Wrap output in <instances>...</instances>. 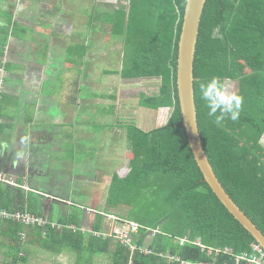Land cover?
I'll return each instance as SVG.
<instances>
[{
	"label": "trees",
	"instance_id": "trees-1",
	"mask_svg": "<svg viewBox=\"0 0 264 264\" xmlns=\"http://www.w3.org/2000/svg\"><path fill=\"white\" fill-rule=\"evenodd\" d=\"M187 5L188 0H129L128 11L121 9L109 18L115 19L109 23L124 38L123 81H163L159 93L140 95L139 107L173 109L163 127L146 131L132 123L126 128L131 169L125 178L118 174L112 178L110 208L135 203L120 217L139 223L143 228L134 239L138 246L154 251L150 255L136 252L132 264H179L161 256L165 253L190 264L214 262L216 257L196 245L197 241L208 250L229 248L235 254L260 245L205 181L183 125L178 70ZM194 76L204 149L226 192L264 234V0L207 1ZM211 77L220 78L224 85H238L236 93L243 97L238 120L226 119L217 126L207 115L199 82ZM30 196L39 201L42 197L0 183V211L41 218L43 213ZM62 208L69 209L58 219L61 229L0 218V248L6 252V264H27L33 238L49 253L74 250L79 254L78 264H95L97 256L105 255L110 264L131 263L128 247L115 238L98 237L86 227L88 210L77 203ZM106 220L97 214L95 230L106 229ZM159 228L163 233L149 238V230ZM181 239L189 241L181 245ZM218 261L223 264L230 258L220 256Z\"/></svg>",
	"mask_w": 264,
	"mask_h": 264
},
{
	"label": "crops",
	"instance_id": "crops-1",
	"mask_svg": "<svg viewBox=\"0 0 264 264\" xmlns=\"http://www.w3.org/2000/svg\"><path fill=\"white\" fill-rule=\"evenodd\" d=\"M128 7L129 0H0V171L21 186L15 188L42 195L40 201L30 197L43 213L44 227H61L58 219L69 209L62 206L70 207L69 203L95 209L72 200L66 190L76 193L81 186H92L93 122L121 139L123 132L116 130L124 128L130 147L126 128L133 121L120 116V106H114L120 104L118 96L109 97L113 79L133 82L122 79L124 38L109 23L115 20L109 19L112 15ZM112 65H120V70H108ZM103 76L112 83L103 95L92 94V86L101 88ZM148 83L157 90L163 85L162 79ZM167 109L173 111H154ZM117 113L118 122L109 124L104 115ZM170 117H161V124L146 131L165 126ZM75 154L83 157L76 159ZM96 218L87 213L84 219L91 231H96ZM109 227L110 223L106 230ZM37 240L31 239L28 250L38 263L51 264L49 256L67 255L78 264L74 250L49 253ZM0 251V264H6L4 250ZM27 264L34 262L29 258Z\"/></svg>",
	"mask_w": 264,
	"mask_h": 264
},
{
	"label": "rangeland",
	"instance_id": "rangeland-1",
	"mask_svg": "<svg viewBox=\"0 0 264 264\" xmlns=\"http://www.w3.org/2000/svg\"><path fill=\"white\" fill-rule=\"evenodd\" d=\"M109 54L111 51L109 50ZM120 70V65H112L109 66L108 70ZM108 80L107 83L105 81ZM104 79L102 78V83L99 85L95 84L92 86V94H104L107 91L108 85L112 83L111 79ZM149 81H133V82H125L120 83L113 79L114 86H109V97L118 96V103L119 105H114L116 107L120 106L121 112L120 116L126 122L133 121L131 124H135L137 126L143 125L144 129L147 130L149 127L154 125H159L162 123L161 117L167 118L170 117L173 113L172 110H166L164 113L162 111H150L145 110L139 107V97L140 95H147L153 96L159 92L157 90L156 85L148 83ZM226 90L228 92H237L238 85L236 83H226L225 85ZM113 95V96H112ZM92 101H96L92 99ZM110 103V102H109ZM104 103L101 104L103 106ZM111 115V116H109ZM107 114L104 115L105 119L107 120V116L109 118L108 123L114 125L115 121L118 122V113L115 114ZM96 115H93V119ZM119 128V127H116ZM142 128V127H141ZM116 130V129H115ZM114 130V131H115ZM112 130V132H114ZM116 131L119 134L122 133V139L120 137L116 138L115 134L109 133L107 134L102 127H98V124H92V186L88 187H79L76 193L73 190L72 193L69 192V189H66L69 193V196L72 200L77 201L78 203H83L86 206H93L96 210H107L108 213L115 214L117 216H126L128 207L131 209L134 208L135 203L133 204H125L127 207L122 208H110L109 201L111 200V183L112 178L114 177L115 173L118 174L121 178H125L131 169L130 160L132 158L131 149L126 143V135H124L125 129L122 130L117 129ZM128 137V136H127ZM81 154V153H80ZM86 156H89V152H86ZM83 155L75 154L76 159H80ZM113 158V160L108 158ZM103 158V160H99ZM98 159V160H97ZM105 159V160H104ZM76 165V164H75ZM77 167V165H76ZM86 174H89L88 172ZM139 202V199H138ZM105 208V209H102ZM95 214V213H93ZM109 223H107V228ZM35 248V247H33ZM29 249V248H28ZM2 254V251H0ZM6 252L4 251V254ZM0 254V259H3V256ZM34 252L28 253V259L34 264H41L38 263L36 260V255ZM24 255V254H23ZM48 263L51 264H73L77 262V259H71L70 257L63 256V257H50L48 258ZM45 262V260H44ZM96 264H110L108 257H104V259L97 258L95 259ZM46 263V262H45Z\"/></svg>",
	"mask_w": 264,
	"mask_h": 264
},
{
	"label": "water",
	"instance_id": "water-1",
	"mask_svg": "<svg viewBox=\"0 0 264 264\" xmlns=\"http://www.w3.org/2000/svg\"><path fill=\"white\" fill-rule=\"evenodd\" d=\"M208 0H188L185 22L179 45V70L178 86L179 98L182 109L183 125L186 128L190 146L197 163L204 175L205 181L211 186L220 201L239 223L254 236L256 241L264 249V234L250 219L240 210L218 179L214 167L202 143L199 130L198 114L195 102V76L194 64L200 27L205 5ZM136 80V81H150Z\"/></svg>",
	"mask_w": 264,
	"mask_h": 264
},
{
	"label": "built area",
	"instance_id": "built-area-1",
	"mask_svg": "<svg viewBox=\"0 0 264 264\" xmlns=\"http://www.w3.org/2000/svg\"><path fill=\"white\" fill-rule=\"evenodd\" d=\"M0 183L11 185L12 187H21L18 185L16 181H13L10 179L6 173L0 171ZM23 189L29 190L27 187L22 186ZM70 205H73V203H69ZM90 214H99L101 213L103 216L107 218V220L110 223L109 230H102V231H94V233L101 238H115L120 243L126 247H128L131 251V263L132 264V258L133 255L136 252H141L145 255L154 254V251L148 248L147 246H138L137 240L134 239L138 236L140 230L143 228L139 223L131 221V220H124L120 216H117L115 214H109L105 212H100L95 209H89ZM0 218L4 220H18L22 221L26 225H32V224H39L44 225L43 218H36L33 215L30 214H22L21 212L18 213H9L7 211H0ZM53 226V225H52ZM56 227V226H53ZM62 227V226H61ZM58 227V228H61ZM149 238L153 239L160 234L163 233L162 228L159 229H151ZM188 239H181L180 243L181 245H184L186 242H188ZM199 247L202 248L204 251H209V255H214L215 261L209 262V263H198V264H219L218 259L221 257H228L230 258V261H225L223 264H264V249L260 245H252V249L248 253H241V254H235L233 253L232 249L226 248V249H217L212 250L202 245L200 241H197L195 243ZM162 257L167 258L170 262L179 263V264H190L188 262L183 261L179 257L172 256L171 253H165L161 254Z\"/></svg>",
	"mask_w": 264,
	"mask_h": 264
},
{
	"label": "clouds",
	"instance_id": "clouds-1",
	"mask_svg": "<svg viewBox=\"0 0 264 264\" xmlns=\"http://www.w3.org/2000/svg\"><path fill=\"white\" fill-rule=\"evenodd\" d=\"M200 99L205 103L207 115L214 118L220 126L226 119L236 121L240 117L243 97L235 92H228L218 77H211L199 82ZM70 205V204H69ZM84 209L88 210L86 207ZM98 211V210H97Z\"/></svg>",
	"mask_w": 264,
	"mask_h": 264
}]
</instances>
